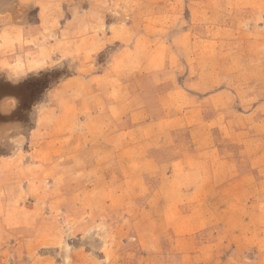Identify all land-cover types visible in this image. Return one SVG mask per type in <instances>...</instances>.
Masks as SVG:
<instances>
[{"label": "rangeland", "instance_id": "rangeland-1", "mask_svg": "<svg viewBox=\"0 0 264 264\" xmlns=\"http://www.w3.org/2000/svg\"><path fill=\"white\" fill-rule=\"evenodd\" d=\"M61 1L68 12L66 18L78 13L87 15L88 55L81 56L85 47L73 43V53L68 52L72 56L60 57L40 72L14 78L0 70V264H69L64 254L72 252L73 247L96 248V241H102L84 235L80 227L83 222L74 227L71 218L76 214L75 205L68 204L70 200L58 206L49 205L48 200H56L66 192L64 184L72 174L64 159L33 154L32 135L38 126L39 112L53 103L52 90L70 77L83 75L88 79L112 68V60L126 48L118 40L123 32L120 28L131 22L138 31L144 29L142 23L168 25L164 35L166 44L172 46L173 73L165 76L161 87L165 90L174 84L188 92L193 104L200 103L204 109L196 116L188 114L180 128L179 149L190 153L186 159L188 173L183 180L163 186L150 181V193L143 205H130L133 193L126 187L125 179L119 183L121 203L105 214L108 222L116 221L115 244L128 243L126 228L132 224V247L150 251L154 247L158 252H152L151 264H178L170 256L183 253L187 255V264H264V244L257 236L264 229V0H152L158 6L155 14L138 12L136 0ZM14 2L10 0L11 5ZM17 17L22 22L34 20L36 7L18 5ZM76 33L84 31L78 29L73 32ZM153 50L157 54L163 52L160 45L145 49L140 44L132 56V65L141 58L150 59ZM194 61H199L197 70ZM219 92L227 93V100L208 102V95ZM91 100L98 105L95 97ZM172 110L166 111L176 112ZM42 120L47 123L49 115L45 114ZM81 133L78 129L75 134ZM164 138L158 135L154 143H169L170 135L166 143H162ZM199 155L204 157L201 161L208 162L207 155L211 158L212 172H193ZM200 164L203 167L204 163ZM130 174L126 177L130 180L144 177ZM102 178V174H91L85 182L92 184ZM74 200L79 209L81 205L89 210L99 208L85 191ZM199 201L203 203L201 208H197ZM163 203L169 204L165 207L163 226L172 222L192 230L195 224L203 222L207 233L210 223L216 234L225 235L217 254L195 259V253L187 254L197 243L192 235L186 232L170 237L167 232L158 231L162 223L155 218L162 215ZM60 215L66 217L52 224L53 217ZM2 217L5 223L1 222ZM131 217L132 223L126 221ZM184 217L188 219L185 225L181 220ZM181 221L182 225H177ZM44 223L47 228L55 224L63 236L59 233L56 239L40 242L36 233ZM99 223L94 222V231L106 234L111 230V224L101 223L99 227ZM146 225L153 231L147 230ZM73 229L75 236L69 234ZM104 241L109 244L113 239H107L106 234ZM124 256L121 251L119 261Z\"/></svg>", "mask_w": 264, "mask_h": 264}, {"label": "crops", "instance_id": "crops-1", "mask_svg": "<svg viewBox=\"0 0 264 264\" xmlns=\"http://www.w3.org/2000/svg\"><path fill=\"white\" fill-rule=\"evenodd\" d=\"M136 2L138 12L144 10L143 13L155 14L158 8L156 2L152 0ZM14 3L16 4L11 5L10 0H0V70L7 71L14 78L40 72L54 65L58 58L72 56L68 52L73 53V43L85 47L84 51L80 52L81 56L83 53L88 55L90 36L87 32L89 24L86 14L78 13L76 17L68 15L66 18L65 14L68 12L65 10L66 7L62 6L61 0H15ZM17 4L35 6V19L22 22L17 17ZM142 24L144 29L140 31L132 26V22L120 28L123 32L119 34L118 40L126 48L112 60L110 70L88 79L82 78L83 75L70 77L64 84L51 91L50 98L53 103L46 108L44 106L39 112L38 126L32 135L33 154L40 153L48 159L56 156L58 159H64L72 174L71 179L64 184L66 192L55 197L56 200H48L49 205L58 206L70 200L68 204L75 205L73 210L76 214L71 218L74 227L77 228L83 222L80 227H83L84 235L88 234V237H95L97 240L102 239L101 242L96 241V248L77 245L73 247L72 252L65 253L64 255L68 257L67 263L70 260L69 264H151L152 252L158 253L155 248H152L153 251L144 248V252L147 253L143 254L142 247H132V224L126 228L128 243L125 246L116 245L115 237L118 233L116 221L108 222L105 214H109L110 209L120 205L122 197L119 183L124 179L126 187L132 191L134 197L133 201L131 197L130 205H143V199L145 200L146 195L150 193L147 191L150 181L156 182L157 186H163L183 180L185 173H188L186 159L190 157V153L179 149L182 145L179 139L180 128L184 126L183 122L188 114L196 116L204 107L200 103L193 104L188 92L176 88L174 84L165 90L161 87L165 76L173 73L170 67L172 46L166 44L164 35L169 28L167 24V27L158 25V22ZM78 29L84 33L73 34ZM140 44H143L145 49L160 45L163 52L157 54L156 50H153L150 59L141 58V61L132 65V56H135ZM194 62L197 70L199 61ZM93 97L99 102L98 105L92 103ZM206 99L213 103L215 100L225 101L227 93L210 94ZM171 108L176 112L170 114L166 111ZM45 114L49 115L47 123L42 120ZM78 129H81V134H75ZM158 135L165 137L162 143H166V137L170 135L169 143L156 145L154 138ZM63 139H66V142H62ZM199 156L192 167L193 172L199 174L212 172L211 158L207 155L206 158L209 160L205 162L201 161L204 157ZM200 163H204L203 167ZM97 173L103 175L101 180L92 184L85 182L87 175ZM130 173L144 177L130 180L126 178L131 175ZM153 176L155 177L153 180L149 178ZM81 191L89 194L93 204L99 205V208L85 209L80 201L79 209L74 199ZM163 204L162 215L155 218L157 222L162 223L158 226V231H165L170 237L186 232L192 235L197 243L194 250L191 249L187 253L188 255L195 253L196 255H193L195 259L198 256L210 258L222 248L226 236L216 234L214 225L210 223L207 233V230L203 229L205 228L203 222L195 224L192 230L186 227L179 228L172 222L163 226L165 207L169 205ZM201 205L203 203L199 201L197 208H201ZM94 213L98 215L94 216ZM50 217L52 216L48 218ZM65 217L63 215L53 217L52 224ZM181 220L185 225L188 219L184 217ZM126 221L132 223V217ZM182 221L177 225H182ZM1 222L5 223L3 217ZM94 222L111 224L109 226L111 230H107L106 234L107 239H113L112 243H105V233L98 229L93 230ZM148 222L151 223L152 220L149 219ZM101 223L98 224L99 227ZM55 224L52 228H47L45 223L43 226L39 225L36 236L40 242L50 238L56 239L59 233L63 236V232L57 230ZM145 228L152 230L150 225H146ZM259 232L261 234L258 235L257 232V236H260L261 244H264V229ZM69 234L75 236L76 229ZM252 237L255 238V233ZM119 250L125 255L120 261ZM170 257L178 260V264H187L188 258L184 253Z\"/></svg>", "mask_w": 264, "mask_h": 264}]
</instances>
